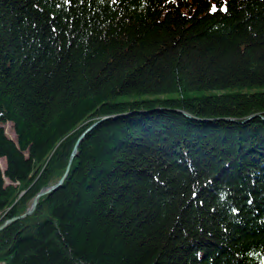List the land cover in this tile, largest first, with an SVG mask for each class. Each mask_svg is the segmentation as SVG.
<instances>
[{
    "label": "trees",
    "instance_id": "1",
    "mask_svg": "<svg viewBox=\"0 0 264 264\" xmlns=\"http://www.w3.org/2000/svg\"><path fill=\"white\" fill-rule=\"evenodd\" d=\"M68 166L0 264H264V0H0V224Z\"/></svg>",
    "mask_w": 264,
    "mask_h": 264
},
{
    "label": "water",
    "instance_id": "2",
    "mask_svg": "<svg viewBox=\"0 0 264 264\" xmlns=\"http://www.w3.org/2000/svg\"><path fill=\"white\" fill-rule=\"evenodd\" d=\"M251 117H249L247 120H249ZM245 120V121H247ZM100 121H97L95 123H93L90 127H88L79 137L78 141H77V144L75 145L74 147V150H73V153H72V158H74L76 155H77V148H78V145L79 143L84 139L85 135L92 129L95 127V125H97ZM70 166H68L65 174L54 184H51L45 188H42L38 193L37 195L34 197L33 201H32V204L31 206L24 212L22 213L21 215H18V216H15L13 218H10L6 221V223L2 226H0V230H2L4 227H6L7 225H9L10 223H12L13 221H16V220H19V219H23L25 218L26 216H30L32 215L36 208H37V205L39 203V200H40V197H42L43 195H46V194H49V193H52L56 190H58L63 182L65 181L68 173H69V168Z\"/></svg>",
    "mask_w": 264,
    "mask_h": 264
},
{
    "label": "rangeland",
    "instance_id": "3",
    "mask_svg": "<svg viewBox=\"0 0 264 264\" xmlns=\"http://www.w3.org/2000/svg\"><path fill=\"white\" fill-rule=\"evenodd\" d=\"M7 129H8V131H9V133L11 134V130H10V125H9V124L7 125ZM12 134H13V133H12ZM12 134H11V135H12ZM79 144H80V143H79ZM2 163H3V161H2ZM45 187H47V186H45ZM45 187H42V188H45ZM42 188H41V189H42ZM41 189H40V190H41ZM40 190H39V191H40ZM39 191H38V192H39ZM38 192H37V193H38ZM21 193H22V192H21ZM37 193H36V195H37ZM36 195H35V196H36ZM35 196H34V197H35ZM34 197H33V199H34ZM33 199H32V201H33ZM31 204H32V202L30 203V205L28 206V208L31 206ZM28 208H27V209H28ZM7 220H8V219H7ZM7 220H6V221H7ZM6 221H4L3 223H1L0 226L4 225V224L6 223ZM4 228H5V227H4Z\"/></svg>",
    "mask_w": 264,
    "mask_h": 264
},
{
    "label": "snow or ice",
    "instance_id": "4",
    "mask_svg": "<svg viewBox=\"0 0 264 264\" xmlns=\"http://www.w3.org/2000/svg\"><path fill=\"white\" fill-rule=\"evenodd\" d=\"M213 11H215L216 9H215V7H213V9H212ZM226 10V9H225Z\"/></svg>",
    "mask_w": 264,
    "mask_h": 264
}]
</instances>
